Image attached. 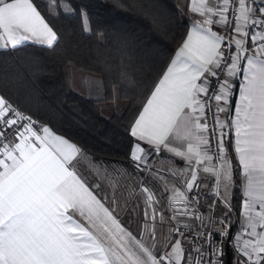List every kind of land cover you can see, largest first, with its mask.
Here are the masks:
<instances>
[{
  "label": "snow or ice",
  "instance_id": "snow-or-ice-1",
  "mask_svg": "<svg viewBox=\"0 0 264 264\" xmlns=\"http://www.w3.org/2000/svg\"><path fill=\"white\" fill-rule=\"evenodd\" d=\"M190 10L203 19L193 23L132 124L130 134L138 142L130 158L138 168L147 165L149 152L143 142L157 154L163 148L184 160L192 169L191 178L186 191L172 189V218L200 219L196 199L189 198L198 182L197 166L205 165L203 171L216 178L215 194L220 196V183L227 189L233 181L224 142L233 132V151L246 178L239 230L232 234L231 223L222 220L215 233L221 244L215 250L213 233H201L198 238L209 249L207 261L202 246L186 254L185 233L179 228L170 250L155 251L154 229L149 246L97 194L100 186H90L77 170L82 149L0 95V264H213L212 257L223 256L222 241L229 236L236 264H264V0L259 7L256 0H191ZM214 25L233 35L219 34ZM57 40L34 0H0V47L33 41L51 48ZM249 42L254 55H248ZM218 70L225 72V79L213 92L209 78L217 77ZM241 71L234 114L230 123L222 121L218 114L228 109L221 103L231 104L236 87L229 78ZM213 100L215 127L210 133L206 112ZM142 191L148 205L154 204V193ZM224 203L231 211L230 202Z\"/></svg>",
  "mask_w": 264,
  "mask_h": 264
},
{
  "label": "trees",
  "instance_id": "trees-1",
  "mask_svg": "<svg viewBox=\"0 0 264 264\" xmlns=\"http://www.w3.org/2000/svg\"><path fill=\"white\" fill-rule=\"evenodd\" d=\"M35 4L58 40L50 56L29 43L0 50V95L80 147L99 178L111 182L108 188L121 177L139 176L130 158V125L185 35L184 0H49V9L42 0ZM74 75L81 82L96 78L101 95L75 91L68 80ZM225 146L233 166V217L239 179L229 138ZM214 207L221 210L218 202Z\"/></svg>",
  "mask_w": 264,
  "mask_h": 264
},
{
  "label": "rangeland",
  "instance_id": "rangeland-1",
  "mask_svg": "<svg viewBox=\"0 0 264 264\" xmlns=\"http://www.w3.org/2000/svg\"><path fill=\"white\" fill-rule=\"evenodd\" d=\"M42 1L47 4L49 3V0ZM50 7L49 4L46 6L47 9ZM70 23H72V21H70ZM68 80L70 86H74L73 89L75 91H79L82 94H86L87 92L88 96L91 97H98L101 95L100 82L91 77L86 81L88 91L84 90L85 80L81 82L76 75L69 77ZM101 110L102 113L105 114L104 109L101 108ZM77 168L84 178L91 183L92 187L96 185L100 186L99 189H97L98 193L107 198L110 196L114 197L115 203L111 204V206L115 210L116 215L125 226L131 229L132 233H134L137 238H142L149 246L153 244L149 232L154 229L155 251L159 252L162 248L164 249L166 244L174 241L177 236L175 233L177 228L180 230H191L189 227L196 222L194 216L181 217L179 220L172 218L174 213L170 206L172 203L171 197L167 198L165 194L162 199L160 198V192L164 191L163 184L165 179L164 175L162 176L160 174L158 165H150L147 163L146 166H142L138 169L142 172L141 176L121 177L122 182L112 183V188H108L107 186V184H111V182H103L99 178L96 168L83 157H81V162ZM166 174L168 175L167 172ZM143 188H147L154 193L155 203L151 206L147 203V196L142 191ZM172 189L173 188H170V193L169 189H167V194L169 196L172 195ZM163 199L165 201H163ZM153 210H155V219H152ZM209 210L210 208L208 206L204 218L202 219V224L205 223V226L208 221ZM145 211L149 214L148 218H145Z\"/></svg>",
  "mask_w": 264,
  "mask_h": 264
},
{
  "label": "crops",
  "instance_id": "crops-1",
  "mask_svg": "<svg viewBox=\"0 0 264 264\" xmlns=\"http://www.w3.org/2000/svg\"><path fill=\"white\" fill-rule=\"evenodd\" d=\"M184 2H185L184 8H185V10L188 13V19H189L188 22L189 23L187 25L186 32H185V35H184L183 39L177 45L176 49L174 50V53L172 54L170 60L168 61L166 67L168 66L170 61L175 58L176 52L179 50V48L183 44L184 40L186 39L187 34L190 31L193 23L197 22V21H202V19H203V17H201L198 13H194V12H192L190 10V8H191V0H184ZM34 3H35V0H34ZM213 30L217 32V29H216L215 26H213ZM24 43L31 44L34 48H36L37 50L42 52V54H44L45 56H50L51 53H52V47L49 48L46 45H41V44L35 43L33 41H26ZM10 47L11 46H8L7 48H10ZM7 48L0 47V50L7 49ZM248 49H249L248 55H254V52L252 51V45H251L250 42L248 44ZM245 65H246V60L241 62V69H243V67ZM166 67H165V69H166ZM242 76H243V72L241 71L239 76L235 78V83L234 84H235L236 87L233 90L234 91V95L231 98V104L230 105H224L223 103H221L222 107H226L228 109V111L218 114L220 120H222V121H228L230 123L229 117L234 114V105H235V101H236L237 94H238L237 90H238L240 82L242 81ZM94 79L96 81H98L96 78H94ZM86 81H87V79L85 80V84H84L85 89L84 90L88 91L87 82ZM152 89H153V87H152ZM152 89L150 90V92L152 91ZM150 92L148 93V95H147L145 101L143 102V104L146 103V100H147L148 96L150 95ZM86 95L88 96L87 92H86ZM143 104H142V106H143ZM142 106L140 107L138 113L134 117V119H133V121H132V123L130 125L129 131L131 130V126L134 123L135 119L137 118L139 112L142 110ZM225 131L228 132L227 129H225ZM228 138L230 139L231 149H232L233 156H234V162H235V165H236L237 171H238L239 192H240V201H239L237 212L234 214L233 217H230V221L237 226V231H238L239 228H240V223H241V221L243 219L241 217L240 213H241L242 200L244 199V197H243V188H244V183L246 181V178L243 175L242 169L239 166L238 158L236 157V154L233 151L234 133L233 132H229L228 135L225 136L224 142H226V140ZM9 139L11 140L12 136ZM137 142L138 141L136 140V138H134V143L132 145L131 150L133 149V146ZM140 143H141L142 146H144L146 148V151L149 152L148 162L147 163L150 164V165H154V164L158 165V167L160 169V174L162 176L164 175V179H165V182L163 184L164 191L160 192V196H161L160 198L162 199L165 194H166L167 198H170L171 196H169L167 194V189H169V193H170V188H176V189H179L181 191H186V181L190 180L191 171H192V169L186 164V162L184 160L180 159V158L175 157L173 154L169 153L168 151L164 150L163 148L157 154L155 151H152L149 148V146L144 145L143 142H140ZM134 163H135V167H136L137 173L139 174V176H141L142 172L138 170L139 168L137 167L136 162H134ZM231 163H232V161H231ZM204 167H205V165L197 166L198 182H197V185H196V187H195V189L193 191L194 196L190 197V195H189L190 199H192V198L196 199V204L194 205V208H195L196 212L201 217L200 219H197L194 216V218L196 219V222H194L191 227L188 226L189 228H191L193 230L194 229L195 230H199V229H202V228L205 227V223L202 224V219L204 218V214L206 213V210L208 209V206H209V201L207 202V200L209 198L212 199L213 192H216V178L211 173L204 172L203 171ZM77 170H78V168H77ZM166 172L168 173V175L166 174ZM85 180L91 186V183L86 178H85ZM232 185H233V183L231 182L228 185L227 189H225L224 183L223 182L220 183L219 190H220L221 195L218 196V197L221 199V201L224 202L225 200H227V201L230 200ZM97 194L102 196V197H105L106 198L105 199V203L112 208L111 204H113L112 201H113L114 197L110 196L109 198H107L106 196H103L102 194H100L98 192H97ZM163 201H165V200L163 199ZM76 218L80 219L78 216ZM125 227L130 232H132L129 227H127V226H125ZM257 230L261 231V229H259V228ZM133 235H135V234L133 233ZM244 238H247V237L245 236ZM230 239H231V236L228 238V240H226L223 243V250L225 248L229 249L230 254H231V264H236V261H237L238 257H237L235 249L230 245V242H229ZM169 244H166L164 246V249L163 248L162 249L164 251L170 250V248L168 247ZM185 246L186 245H185V242H184L183 243V247L185 248Z\"/></svg>",
  "mask_w": 264,
  "mask_h": 264
},
{
  "label": "built area",
  "instance_id": "built-area-1",
  "mask_svg": "<svg viewBox=\"0 0 264 264\" xmlns=\"http://www.w3.org/2000/svg\"><path fill=\"white\" fill-rule=\"evenodd\" d=\"M213 3H215V0H213ZM257 3V7H259L261 0H256ZM230 17L234 18V13H230L229 14ZM257 15H259V13H257ZM217 29V32L221 35H225V36H232L233 33H231V31L228 28L225 27H221V26H216L214 25ZM234 51V48H233ZM230 58L228 60V63H230ZM225 79V72L218 70V76L213 78L210 77L209 81H210V86L213 92L218 90V86L220 83L223 82V80ZM230 82H232L233 84L235 83V78H229ZM209 108L210 110H208L206 112V118H207V122L209 125V130L210 133L212 131V129L215 127V119H214V114H215V101H210L209 102ZM25 114V113H24ZM27 115V114H26ZM34 120V119H33ZM11 137V135L9 136V138ZM210 140H211V144L213 147V150H215V144H216V140L214 137H211L210 135ZM216 192H214L213 197L210 201V205H209V215H208V221L206 223V226L203 229H199V230H189V229H185V230H180L182 232L185 233V236L183 237V241L185 242V250H186V254L187 252L192 251V249L202 246L203 250H204V260L207 261L209 259V249H208V245L204 242L203 239L198 238L199 235L201 233H203L204 235H207L208 232L213 233V237H212V243H213V249L215 250L216 248H218L221 244V238L218 235H215V233L221 228V221L223 220L224 223H231L232 228H231V233L234 234L237 232V226L235 224H233L230 221V214H229V208L225 205V203L223 201H221V199L215 194ZM190 197L194 196V193L189 194ZM218 202L219 205L221 206V210L218 213H214V204ZM225 217H227V219L225 220ZM211 218V219H210ZM175 233L177 234V232L175 231ZM230 237V236H229ZM229 237H226L223 239L222 243H224L226 240H228ZM160 251H164L163 249H161ZM192 256L195 257L196 253L192 252ZM222 256H219L218 254L214 257H212L213 260V264H222Z\"/></svg>",
  "mask_w": 264,
  "mask_h": 264
},
{
  "label": "water",
  "instance_id": "water-1",
  "mask_svg": "<svg viewBox=\"0 0 264 264\" xmlns=\"http://www.w3.org/2000/svg\"><path fill=\"white\" fill-rule=\"evenodd\" d=\"M223 252L224 254H223L222 264H229V255H228L227 249L225 248Z\"/></svg>",
  "mask_w": 264,
  "mask_h": 264
}]
</instances>
